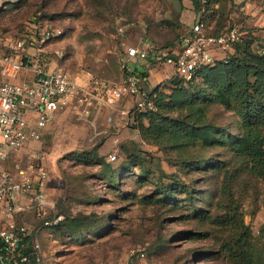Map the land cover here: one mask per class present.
Wrapping results in <instances>:
<instances>
[{"label":"rangeland","instance_id":"1","mask_svg":"<svg viewBox=\"0 0 264 264\" xmlns=\"http://www.w3.org/2000/svg\"><path fill=\"white\" fill-rule=\"evenodd\" d=\"M216 9L213 19L205 18L208 33L236 27L242 37L252 35L264 46V0H220ZM39 13L64 31L53 44L64 53L56 63L81 85L92 78L119 83L129 45L146 40L176 45L199 17L190 0H0V31L15 37ZM109 115L104 109L81 119L63 111L41 142L9 163L11 170L17 164L26 169V155H47L50 219L89 222L75 234L53 228L41 234L48 264H233L223 245L234 230L202 216L214 219L233 208L240 210L256 249L264 251V180L226 149L178 155L145 141L132 116L116 128ZM209 118L231 133L239 121L222 107L211 108ZM135 157L138 166L130 163ZM198 159L227 166L221 171L185 167ZM124 164L132 172L123 170L113 186L109 167L120 171ZM225 177L231 178L229 194L223 190ZM178 183L181 192L159 201L161 191Z\"/></svg>","mask_w":264,"mask_h":264},{"label":"built area","instance_id":"2","mask_svg":"<svg viewBox=\"0 0 264 264\" xmlns=\"http://www.w3.org/2000/svg\"><path fill=\"white\" fill-rule=\"evenodd\" d=\"M63 36V30L40 14L15 37L0 31V264H48L40 236L62 218L49 217L53 206L47 155L29 153L26 169L17 164L11 170L9 163L30 144L41 142L59 113L71 110L87 119L107 109L113 127L128 125L131 116L138 125L137 115L154 110L155 101L149 77L135 63L163 65L191 80L197 70L215 63L216 52H228L242 40L236 27L209 34L206 21L198 17L176 45L146 40L127 48L119 83L92 78L81 85L56 63L64 53L53 44Z\"/></svg>","mask_w":264,"mask_h":264},{"label":"trees","instance_id":"3","mask_svg":"<svg viewBox=\"0 0 264 264\" xmlns=\"http://www.w3.org/2000/svg\"><path fill=\"white\" fill-rule=\"evenodd\" d=\"M190 1L195 13L204 21L207 17H215L216 6L220 4V0ZM228 30L212 35H221ZM167 45L173 46L171 43ZM152 97L155 109L138 114V125H135V129L149 144L170 149L178 155H193L195 150L226 149L240 159L243 168L252 176L264 180V46L260 47L259 40L254 36L242 37L224 58H216L213 65L200 68L191 80L172 76L154 88ZM213 107H222L235 114L239 119L235 133L209 118ZM82 158H86V161L92 159L85 155ZM130 163L138 166L139 157ZM226 166L206 159L185 164L186 168L193 170L221 171ZM109 168L113 186L117 184L123 170H130L125 164L120 171ZM230 181L229 177L223 181L225 194L230 192ZM178 187L179 183L161 191L159 201L174 198L175 193L181 192ZM202 216L213 225L234 230L223 245V251L233 264H264V251L256 249L252 232L244 223L240 210L233 208L226 215L214 219L208 213ZM88 226L89 222L85 218H66L49 229L53 228L57 233L67 231L75 234ZM262 235L264 238V229Z\"/></svg>","mask_w":264,"mask_h":264},{"label":"crops","instance_id":"4","mask_svg":"<svg viewBox=\"0 0 264 264\" xmlns=\"http://www.w3.org/2000/svg\"><path fill=\"white\" fill-rule=\"evenodd\" d=\"M141 44H143V42H139L137 44H131L128 46V48L133 46H138ZM215 56L218 59H222L225 57V55L221 51L216 52ZM135 67L139 72H144L147 74V76L149 77L150 85H152L154 88L164 83L165 81L169 80L170 78H172V76H174V73L171 68L163 65L151 64L149 61H138L137 63H135Z\"/></svg>","mask_w":264,"mask_h":264}]
</instances>
